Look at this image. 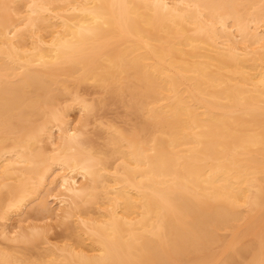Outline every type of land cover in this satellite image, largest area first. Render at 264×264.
Segmentation results:
<instances>
[{"label":"bare ground","instance_id":"bare-ground-1","mask_svg":"<svg viewBox=\"0 0 264 264\" xmlns=\"http://www.w3.org/2000/svg\"><path fill=\"white\" fill-rule=\"evenodd\" d=\"M0 264H264V0H0Z\"/></svg>","mask_w":264,"mask_h":264},{"label":"rangeland","instance_id":"rangeland-1","mask_svg":"<svg viewBox=\"0 0 264 264\" xmlns=\"http://www.w3.org/2000/svg\"><path fill=\"white\" fill-rule=\"evenodd\" d=\"M80 92L83 93L84 95L89 94V95H87L88 99L97 100L102 96L101 91L94 88L90 83H88L86 85L85 84L82 85L80 88ZM68 96H67V98H69ZM69 117L71 119H73V120H71L73 122V124L74 123L76 124L77 123L76 119L78 118V111L74 110L73 112H71L69 114ZM93 117L92 116L90 117V123H89V126L87 127L88 133L91 135L92 138L94 137L95 130H97L98 122L101 119H102L101 121L103 124H105V123L106 124H112V125L119 127L123 130L130 129L131 125L133 124V120L130 117L125 116L124 109L121 106L112 103V101L104 109L99 110L97 112V114H95V116H93ZM93 139H95V137ZM97 142L96 143L100 145L102 143V140H97ZM90 210H91V212H93L92 209H90ZM15 218L18 219L17 217H14V216L11 218V220H10V222L12 221L10 223L11 225L15 224V221H16ZM53 221L54 220H52V221L50 220V222H49V220L46 221V220L40 219L39 221L38 220L29 221L28 224L31 225L33 223L37 226H40L41 228H45V229L49 228L50 232L48 234L49 235L48 240L53 245L55 244L57 246H62V245H65V244L72 242V239L69 238V236H67L68 231L64 228V226H58L57 222H55V221L53 222ZM222 234H223L225 239L229 238V233L224 232ZM22 248H23V246H22ZM42 248H43V246L39 245V247H37V249H33L27 253L25 252L26 257L31 258V259L35 258L38 253L40 254L43 252Z\"/></svg>","mask_w":264,"mask_h":264}]
</instances>
